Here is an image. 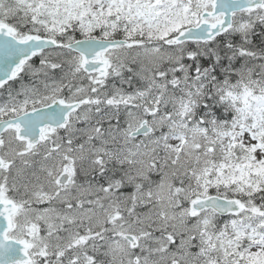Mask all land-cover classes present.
I'll use <instances>...</instances> for the list:
<instances>
[{
    "label": "snow or ice",
    "instance_id": "1",
    "mask_svg": "<svg viewBox=\"0 0 264 264\" xmlns=\"http://www.w3.org/2000/svg\"><path fill=\"white\" fill-rule=\"evenodd\" d=\"M0 264H264V0H0Z\"/></svg>",
    "mask_w": 264,
    "mask_h": 264
}]
</instances>
